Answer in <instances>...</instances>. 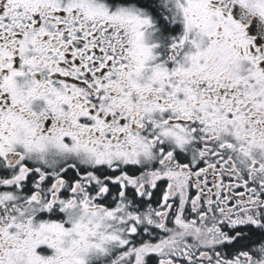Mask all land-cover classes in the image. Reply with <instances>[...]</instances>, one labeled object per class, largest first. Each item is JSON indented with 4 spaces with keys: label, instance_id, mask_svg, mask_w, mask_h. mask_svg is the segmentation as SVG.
Instances as JSON below:
<instances>
[{
    "label": "snow or ice",
    "instance_id": "6c2138e0",
    "mask_svg": "<svg viewBox=\"0 0 264 264\" xmlns=\"http://www.w3.org/2000/svg\"><path fill=\"white\" fill-rule=\"evenodd\" d=\"M0 264H264V0H0Z\"/></svg>",
    "mask_w": 264,
    "mask_h": 264
}]
</instances>
